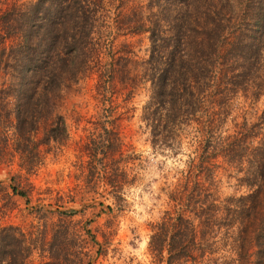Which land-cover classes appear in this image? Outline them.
I'll return each instance as SVG.
<instances>
[{
	"label": "rangeland",
	"instance_id": "rangeland-1",
	"mask_svg": "<svg viewBox=\"0 0 264 264\" xmlns=\"http://www.w3.org/2000/svg\"><path fill=\"white\" fill-rule=\"evenodd\" d=\"M26 1L0 0V264H253L254 246H246L264 198V177L248 185L242 166L219 153L209 158L204 182L213 201L202 206L207 216L200 222L177 198L185 160L198 151L195 122H178L172 137L150 142L141 117L150 92L147 31L126 28L145 21L146 0L105 3L96 13L88 57L73 74L70 54L61 57L66 65L60 68L54 65L58 57H48L53 66L30 54L20 56V65L14 61L12 10ZM225 34L221 53L233 36ZM34 48L25 46V53L33 55ZM257 83L213 95L216 103L206 109L213 130L261 135L264 84ZM92 142H102L101 151L109 154L98 153L102 163L96 168L86 155ZM114 167L129 179L118 175V200L96 173ZM255 186L253 198L242 203L238 197ZM178 215L180 225L192 221L199 244L191 259L167 263L164 249L149 246V235L152 225ZM259 257L264 264V254Z\"/></svg>",
	"mask_w": 264,
	"mask_h": 264
},
{
	"label": "trees",
	"instance_id": "trees-1",
	"mask_svg": "<svg viewBox=\"0 0 264 264\" xmlns=\"http://www.w3.org/2000/svg\"><path fill=\"white\" fill-rule=\"evenodd\" d=\"M113 1L31 0L16 5L12 10L16 25L12 43L14 61L20 65L22 57L30 54L31 57H47L45 62L53 66L48 57H58L54 65L60 68L66 65L61 57L70 54L74 57L71 73L78 72L84 58L88 57L96 13L105 3ZM234 5L238 7L236 13ZM145 6L148 10L145 21H136L141 27L134 21L126 25L129 30L142 28L148 36L145 62L150 92L141 117L148 126L152 145L172 137L178 122H195L201 135L198 151L196 156L185 160L177 198L201 222L207 216L202 213V206L213 201L204 182L209 177V158L219 153L242 166L241 176L248 185H256L264 177V131L257 139L254 132L247 135L245 130L235 135L215 131L211 114L206 111L207 106L215 102L213 95L221 91L243 87L246 83L259 85V80L264 84V0H146ZM225 30L233 36L221 53L219 45L228 39ZM27 45L35 47L33 55L25 53ZM261 116L264 124V107ZM112 140L113 137L106 142L110 144ZM101 143L90 144L86 154L90 167L96 168L97 162L102 163L98 153L109 158L108 153L101 151L105 150ZM104 172L96 173L103 177L111 196L121 199V190L117 187L118 175L127 178L123 169L118 171L114 167ZM256 186L240 195L239 200L244 203L245 199H252ZM11 188L24 195L16 187ZM175 219L177 222L162 220L152 225L148 240L151 248L165 250L167 263L173 258L191 259V249L199 244L192 221L186 220L180 225L183 217L178 215ZM238 236L241 238V233ZM251 239L246 247L254 246L252 263L260 264L259 256L264 254V198ZM238 246L243 247V244ZM5 250L6 245L2 243V254Z\"/></svg>",
	"mask_w": 264,
	"mask_h": 264
}]
</instances>
